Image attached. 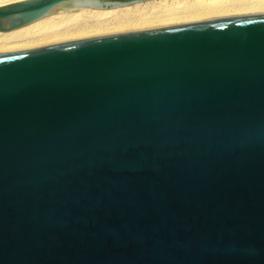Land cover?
Here are the masks:
<instances>
[{"label":"water","instance_id":"1","mask_svg":"<svg viewBox=\"0 0 264 264\" xmlns=\"http://www.w3.org/2000/svg\"><path fill=\"white\" fill-rule=\"evenodd\" d=\"M0 264H264V14L0 52Z\"/></svg>","mask_w":264,"mask_h":264},{"label":"bare ground","instance_id":"2","mask_svg":"<svg viewBox=\"0 0 264 264\" xmlns=\"http://www.w3.org/2000/svg\"><path fill=\"white\" fill-rule=\"evenodd\" d=\"M26 0H0V7ZM96 1H83V4ZM60 6L52 15L1 32L0 52L120 32L264 14V0H149L116 9Z\"/></svg>","mask_w":264,"mask_h":264}]
</instances>
